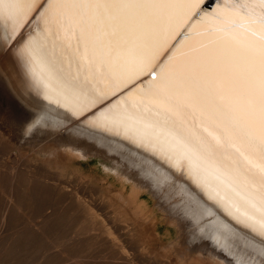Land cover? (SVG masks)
Wrapping results in <instances>:
<instances>
[{
  "label": "snow or ice",
  "instance_id": "1",
  "mask_svg": "<svg viewBox=\"0 0 264 264\" xmlns=\"http://www.w3.org/2000/svg\"><path fill=\"white\" fill-rule=\"evenodd\" d=\"M29 35L30 56L59 47L87 65L64 84L77 96L123 93L102 121L239 189L264 236V0H0V53Z\"/></svg>",
  "mask_w": 264,
  "mask_h": 264
},
{
  "label": "bare ground",
  "instance_id": "2",
  "mask_svg": "<svg viewBox=\"0 0 264 264\" xmlns=\"http://www.w3.org/2000/svg\"><path fill=\"white\" fill-rule=\"evenodd\" d=\"M30 35L14 54L0 53V132L15 149L3 166L13 180L33 164L56 173L52 183L89 208V225L116 262L135 263L130 246L147 264H264V236L248 221L239 189L214 173L189 171L162 137L102 121L123 93L77 96L64 84L82 80L87 65L59 47L30 56ZM182 42H173L157 70Z\"/></svg>",
  "mask_w": 264,
  "mask_h": 264
},
{
  "label": "rangeland",
  "instance_id": "3",
  "mask_svg": "<svg viewBox=\"0 0 264 264\" xmlns=\"http://www.w3.org/2000/svg\"><path fill=\"white\" fill-rule=\"evenodd\" d=\"M12 151L10 140L0 132V264H122L114 260L111 245L89 225V208L75 193L52 183L56 173L27 165L26 160L22 167L31 168L24 169L20 180L11 178L3 164L12 160ZM91 187L92 182L79 192ZM94 190L99 194L95 184ZM42 212L46 220L41 226L34 224L42 219ZM132 250L129 246L126 252L134 257V264H147Z\"/></svg>",
  "mask_w": 264,
  "mask_h": 264
}]
</instances>
